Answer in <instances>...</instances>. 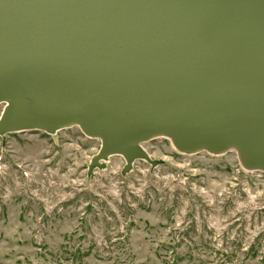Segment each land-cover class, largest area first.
<instances>
[{"label": "water", "instance_id": "water-1", "mask_svg": "<svg viewBox=\"0 0 264 264\" xmlns=\"http://www.w3.org/2000/svg\"><path fill=\"white\" fill-rule=\"evenodd\" d=\"M0 137L78 127L151 168L142 146L264 174V0H0Z\"/></svg>", "mask_w": 264, "mask_h": 264}, {"label": "rangeland", "instance_id": "rangeland-1", "mask_svg": "<svg viewBox=\"0 0 264 264\" xmlns=\"http://www.w3.org/2000/svg\"><path fill=\"white\" fill-rule=\"evenodd\" d=\"M2 106L0 105V112ZM78 127L0 137V264H264V174L233 150L142 146L156 167L112 156Z\"/></svg>", "mask_w": 264, "mask_h": 264}]
</instances>
